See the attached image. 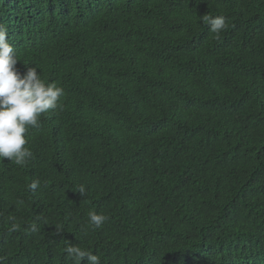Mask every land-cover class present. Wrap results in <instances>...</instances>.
<instances>
[{"label":"trees","instance_id":"trees-1","mask_svg":"<svg viewBox=\"0 0 264 264\" xmlns=\"http://www.w3.org/2000/svg\"><path fill=\"white\" fill-rule=\"evenodd\" d=\"M0 25L65 93L0 159L3 264H264V0H0Z\"/></svg>","mask_w":264,"mask_h":264},{"label":"clouds","instance_id":"clouds-1","mask_svg":"<svg viewBox=\"0 0 264 264\" xmlns=\"http://www.w3.org/2000/svg\"><path fill=\"white\" fill-rule=\"evenodd\" d=\"M212 33L219 34L227 27L224 16L204 15L201 18ZM18 59L13 46L9 43L8 29L0 25V159L7 158L15 164L23 166L32 158L31 150L26 147L28 140L26 132L29 127H36L42 115L62 108L61 98L64 89L55 82L45 83L38 74L37 67L28 68L21 75L16 68ZM40 186L39 180H33L28 185L29 190L35 191ZM85 187H79V193L85 194ZM17 204H23L18 200ZM108 217L95 210L88 212V220L94 228H100ZM31 231L38 230L36 223ZM19 225L11 223L10 231H17ZM60 234V229H57ZM73 264H82L87 259L88 264H100V257L79 245L68 243L64 249ZM0 257V264H3Z\"/></svg>","mask_w":264,"mask_h":264}]
</instances>
